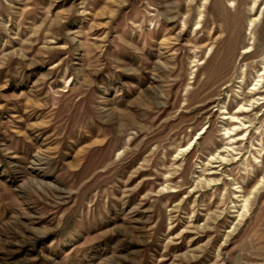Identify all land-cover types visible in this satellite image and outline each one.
Segmentation results:
<instances>
[{
	"label": "rangeland",
	"instance_id": "rangeland-1",
	"mask_svg": "<svg viewBox=\"0 0 264 264\" xmlns=\"http://www.w3.org/2000/svg\"><path fill=\"white\" fill-rule=\"evenodd\" d=\"M0 264H264V0H0Z\"/></svg>",
	"mask_w": 264,
	"mask_h": 264
},
{
	"label": "bare ground",
	"instance_id": "bare-ground-1",
	"mask_svg": "<svg viewBox=\"0 0 264 264\" xmlns=\"http://www.w3.org/2000/svg\"><path fill=\"white\" fill-rule=\"evenodd\" d=\"M245 52H246V53H249V52H251V50H250L249 48H247ZM255 55H256V53H255ZM230 66H231V65H230ZM228 67H229V66H228ZM255 84H256V83H255ZM258 85H259V84H258ZM259 88H260V87L257 86V88H256V86H255V87L252 88V89H257V90H259ZM249 92H250V91H249ZM251 94H252V93L250 92V95L247 94V96H251ZM253 94H254V93H253ZM252 103L254 104L255 101H253V100H248L247 103L245 102L244 104L240 105V107L235 111V114H233V115H231V116L227 115L226 118L229 117V118H231V121H232V122H238V120H240V116H239V115H242V114H240V113L248 112V111L253 110V107L251 108Z\"/></svg>",
	"mask_w": 264,
	"mask_h": 264
}]
</instances>
